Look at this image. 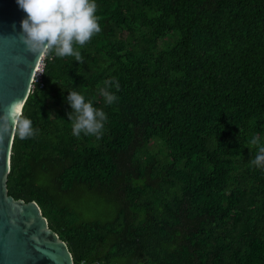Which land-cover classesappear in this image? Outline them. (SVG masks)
I'll use <instances>...</instances> for the list:
<instances>
[{
    "label": "trees",
    "instance_id": "trees-1",
    "mask_svg": "<svg viewBox=\"0 0 264 264\" xmlns=\"http://www.w3.org/2000/svg\"><path fill=\"white\" fill-rule=\"evenodd\" d=\"M96 3L83 62L45 54L9 194L39 203L75 264H264V169L248 147L264 144V0ZM69 90L107 114L100 138L72 134Z\"/></svg>",
    "mask_w": 264,
    "mask_h": 264
},
{
    "label": "water",
    "instance_id": "water-1",
    "mask_svg": "<svg viewBox=\"0 0 264 264\" xmlns=\"http://www.w3.org/2000/svg\"><path fill=\"white\" fill-rule=\"evenodd\" d=\"M26 13L17 0H0V264H75L36 200L9 194L16 120L46 53H34L21 38Z\"/></svg>",
    "mask_w": 264,
    "mask_h": 264
},
{
    "label": "clouds",
    "instance_id": "clouds-1",
    "mask_svg": "<svg viewBox=\"0 0 264 264\" xmlns=\"http://www.w3.org/2000/svg\"><path fill=\"white\" fill-rule=\"evenodd\" d=\"M17 3L26 13L21 22V38L34 53H54L61 58L72 56L75 61L83 62L76 46L83 47L101 31L96 0H17ZM112 86L119 90V82L115 79L106 80L99 88L108 105L118 99L110 91ZM66 100L71 106L67 115L72 121V134L80 137L83 133L100 138L107 120L103 109L94 107L84 95L73 90H69ZM0 131H7V124ZM16 132L21 139L36 135L31 120L22 116L16 120ZM253 145L258 151L250 163L264 169V144L259 136L253 137L248 147Z\"/></svg>",
    "mask_w": 264,
    "mask_h": 264
},
{
    "label": "rangeland",
    "instance_id": "rangeland-1",
    "mask_svg": "<svg viewBox=\"0 0 264 264\" xmlns=\"http://www.w3.org/2000/svg\"><path fill=\"white\" fill-rule=\"evenodd\" d=\"M40 75H41V73H40ZM85 205H86L85 211L87 213H89L91 211V209H93V211H91V212L93 213L94 216L99 215V213H101V216H103V214H105L104 207L106 205H104V203H101V202L97 203V202L92 201L90 199V195L87 196V199L85 200ZM84 207L85 206H83V209H84ZM88 207H91V208L89 209Z\"/></svg>",
    "mask_w": 264,
    "mask_h": 264
},
{
    "label": "built area",
    "instance_id": "built-area-1",
    "mask_svg": "<svg viewBox=\"0 0 264 264\" xmlns=\"http://www.w3.org/2000/svg\"><path fill=\"white\" fill-rule=\"evenodd\" d=\"M45 57V56H44ZM44 65H45V62H44V58H43V60H42V62H41V64H40V66H39V68H38V71H37V73H36V76H35V79H34V82H37V81H41V76H42V74H43V72H44ZM40 73H41V75H40ZM40 75V76H39ZM34 87V83H33V86H32V88ZM31 91H32V89H31Z\"/></svg>",
    "mask_w": 264,
    "mask_h": 264
}]
</instances>
